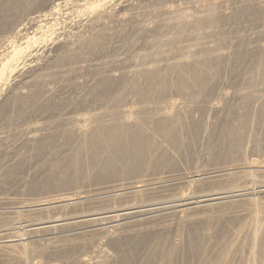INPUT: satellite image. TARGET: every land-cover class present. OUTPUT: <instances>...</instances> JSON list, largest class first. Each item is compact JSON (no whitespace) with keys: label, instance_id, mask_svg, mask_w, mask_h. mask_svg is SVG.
<instances>
[{"label":"bare ground","instance_id":"1","mask_svg":"<svg viewBox=\"0 0 264 264\" xmlns=\"http://www.w3.org/2000/svg\"><path fill=\"white\" fill-rule=\"evenodd\" d=\"M68 1L70 0L63 1L64 4L61 1L54 3L51 7L52 11L47 10L49 14L45 12L44 15L39 13L38 16L16 19L7 30V34L0 38V49H2L0 51V146L5 133L4 124L8 117L7 106L17 104L23 99L27 93L25 87L31 85L32 76H36V71L43 67L40 60L46 61L52 53L64 48L63 46L73 51V46L80 42L89 43L91 40L85 39L84 32L79 30L70 34L69 39L65 40L61 34L55 35L57 23L53 16L60 14L59 8L67 6ZM174 1L175 5H180L177 11L155 14L161 13L163 5ZM177 1H80L79 5L82 8L80 11L90 17L89 24L96 22L108 24L107 21L115 17L114 10L122 7L121 12L123 14L126 12L128 16L147 11L153 13L155 19L153 20L154 16L150 17L151 23L154 25L156 22L165 29L153 33V25L147 24L149 22H146L147 18L143 20L146 22L144 29L150 34L134 55L120 58L121 63L118 66L122 64L125 70L120 76L109 75L115 82H111L109 87L102 88V91L110 90L113 93L121 94V91H126L127 94L136 93L142 98L141 106L132 105L134 107H121V109L109 106L102 112L77 115L74 118L73 131L70 134L73 138H80L84 142L79 147L80 154L94 152L96 155L100 154L102 158L108 157L111 155V151H108L111 149L110 146L121 149L123 138H134L136 131L144 133L155 129L151 136L152 139L157 140L155 138L157 131L167 133L175 129L161 122L172 123L181 112L195 110L198 102L203 100L200 98L205 94H211L210 99L205 103L209 113L224 112L228 100V102L235 100L236 106H241L243 109L239 114V126L234 131L236 134L232 133L225 147L227 155L231 157L236 153L244 156L249 152L264 151V0ZM244 8L252 10L248 18L243 17L240 12ZM83 20L85 19L81 17L78 19L77 29L83 27L85 24ZM50 37L51 40L46 41ZM41 40L46 42L39 44ZM242 60H248L251 65L236 73L235 69ZM50 72L51 70L47 75ZM42 76L43 74H38L37 77ZM230 79H237L233 85L234 92L226 90L225 87L228 86ZM215 80L218 83L212 85ZM171 94L179 98L174 99V96L171 98ZM154 97L161 99L160 105L153 103ZM111 113L116 114V118L109 122L113 119L108 118ZM97 118L102 121L98 123ZM25 124L20 132H24L28 140L34 139L37 131L42 129L41 126L33 125L28 119H25ZM260 129H263V135L260 134ZM149 139L152 141L151 137ZM156 143L159 144L155 146L160 145L159 141ZM151 147L147 145V152ZM153 160L154 158L150 161ZM100 162L94 163L93 168L88 169L92 170L89 181H93L97 173L103 174L101 180L96 179L99 182L85 185L83 181L81 185L85 189L76 191L86 174L84 164L79 158L72 167L74 174L60 179L62 181L71 179V181L67 180L59 184L60 188L46 194L45 198L38 201L40 206L25 208L20 214L18 213V219L23 217L28 225L17 228L18 232L14 237L0 241V264H111L115 258L110 254L111 243L125 233L124 224L128 219L139 218V224L142 221H149L148 223L152 225L150 228L145 227V231L153 235L157 233L162 235L161 233H165L169 228L180 231L185 224L194 220L190 213L198 210L209 212L201 215L204 220L215 218L227 220L229 217L244 220L239 228H233L231 234L224 238V245L218 243L212 245L218 247V252L209 264L223 262L226 264L225 261H231L236 257L245 258L244 264H264V173L261 171L264 168L262 164L264 161H259L257 158L250 159L247 156L241 158V163L237 165L243 168V172L238 177V183H233L234 180L229 182V179H233L238 172L233 168H227L220 175L219 180L228 183L230 187L224 185V190H229L226 192L214 190L205 195L206 197L203 195L198 202L193 201L194 197L167 192L169 185L167 186L162 180L157 181V185L154 183V186L150 182L151 179H141L143 181L138 179L134 182L131 178L124 177L130 170L125 165L128 162L120 165V175L125 172L122 178H119L120 182L114 179L111 183L109 177L113 176L110 174L106 176L109 170L106 169L105 164L97 169ZM118 163H120L119 156L110 157L107 165ZM138 167L134 168L131 164L130 172ZM58 170L61 171L60 168ZM207 174L208 172L204 173L203 177L195 175L192 181L198 184L215 182L216 173L214 176ZM72 183L76 184L72 185ZM153 190L160 195L150 196L149 193ZM117 199L119 201L127 199L132 202L129 203L130 207L125 209L122 206L124 209L122 210L112 205ZM104 210L108 211L103 212ZM172 215L175 218L174 222L170 221ZM142 231L144 229L140 228L135 232L138 235ZM175 235L173 240L177 246L181 240L177 238L178 234ZM203 246L204 250L208 248L207 245ZM146 264L154 263L148 261Z\"/></svg>","mask_w":264,"mask_h":264},{"label":"rangeland","instance_id":"2","mask_svg":"<svg viewBox=\"0 0 264 264\" xmlns=\"http://www.w3.org/2000/svg\"><path fill=\"white\" fill-rule=\"evenodd\" d=\"M59 1L64 4L63 1L65 0ZM59 1L0 0V38L7 34V30L12 23L16 22V19L33 15L38 16L39 13L44 15L45 12L49 14L48 11H52V5ZM80 1L70 0L67 6L60 7L62 10L59 8V16L57 14L53 16L57 23L55 31H58L54 34H61L65 40L69 39L70 34L79 30V32H84L83 37L85 39H91L90 42L83 44L80 42L78 45L73 46V51L63 46L64 48L57 53H52L51 57H48L46 61L40 60L43 67L36 71V76H32L31 85L25 87L27 93H25L23 99L19 100L17 104L7 106L8 117L4 124V141L2 140L0 146V241L14 237L17 235V228H22V225H28V223L24 222L23 217L18 219V213L20 214L22 209H32L40 206L38 201L45 198L46 194L53 192L51 190L60 188L59 184L67 180L71 181V179H66L65 181L60 179H65V177H70L74 174L72 167L79 158L84 164L86 174L80 184L77 182L80 187L76 191L85 189L81 182L84 181V184L87 185L88 183L99 182L97 180H101L104 177L103 174L97 173L94 180L89 181L91 177L89 174L92 175V170L90 172L88 169H92L94 163L101 161L97 167L98 170L103 163L105 164L104 166L109 170L106 176L109 174L113 176L109 177L111 179L107 178L112 183L114 179L120 182L121 179L119 178H122L121 176L125 173L120 175V165L122 166L124 162H128L125 165L130 170L124 177H129L134 182L138 181V179L140 181H143L141 179H151L152 185L154 183L157 185V181L162 180L167 186L169 185L167 192L179 196L194 197V202H198L203 195H208L214 190L221 192L229 190L227 189L230 187L228 186L229 184L222 182L224 180H219L220 175L227 168H233L238 172L234 178L232 177L233 179H229V182L234 180L235 182L233 183H238V177L243 172V168L237 165L241 163V158L247 156L250 159L257 158L259 161H264V151H261V153L257 151L249 152L245 154L246 156L235 153L230 157V155L226 154L225 147H227L232 133L236 134L234 131L239 126V114L243 109L241 106H236L235 100H230V102L228 100L225 103L224 112L216 114L210 111L209 113L205 103L210 99L211 94H205V96L201 97L200 99L203 100L198 102L195 110L181 112L174 122H161L163 125L175 129L167 133L157 131L155 134L157 140L152 139L153 136H151V134H154L155 129L144 133L135 130L134 138H123L124 142L121 149L110 146L111 149L108 151H111V155H108V157L102 158L100 154L96 155L94 152L90 154L89 152H83L80 154L78 152L79 147L84 142L80 138H73L70 134L73 131L74 118L77 115L102 112L109 106L121 109V107L130 108L132 105L135 107L142 105V98L136 93L130 92L127 94L126 91H121V94L120 92L113 93L110 90L102 91V88L109 87L111 82H115L109 75L120 76L125 70L122 64L120 67L118 66L121 63L119 62L120 58L132 56L137 52L141 46L140 44L144 43L146 37L150 34L144 29L146 22L149 21L147 24L149 23L152 26L153 23H151L150 17L154 16L149 11L128 16L125 14L126 12L124 14L121 12L120 9L122 7H118V9L114 10L116 18L114 16L111 17L107 21L108 24H104L105 22L89 24L88 19L90 17L88 18V15L86 16L80 11V9L82 10L79 5ZM177 2H180V0ZM175 3L174 1L163 5L161 13L155 14L160 15L168 11H177L180 5L176 4L177 7ZM192 6L195 5L192 4ZM250 11L252 10L248 8L240 10L243 17H247ZM80 17L85 19L83 20L85 24L77 29V21ZM143 20H146V22ZM55 21L53 20V22ZM152 28L153 33L165 30L156 22H154ZM50 40L51 37L46 41ZM43 41L41 40L39 44L43 43ZM242 62L238 63L239 66L237 65L235 69L236 73L245 70L251 65L248 60H242ZM49 70L51 72L47 75ZM38 74H43V76L37 77ZM136 77L138 78V76ZM216 81L212 85H216L218 83ZM229 81L228 86H225L226 90L234 92L233 85L237 79H230ZM172 96H174V99L179 98L171 94V98H173ZM155 102L160 105L161 99L154 97L153 103ZM114 117L116 118V114L111 113L108 118L113 119H110L109 122L114 121ZM25 119H28L33 125L42 127V129L37 131L34 139L28 140L24 132H20V129L26 126ZM101 121L99 119L97 122L100 123ZM14 124H17V126ZM262 133L263 129H260V134ZM149 137H151L152 141H150ZM156 141H159L160 145L155 146L159 144ZM147 145L148 147L152 146L149 149L150 152H147ZM76 149L77 151H75ZM76 152L77 154H74ZM152 154L154 155L152 157L154 158V163L150 161ZM118 156L120 163L111 166L107 165L110 157L117 158ZM135 161H137L136 164L133 163ZM131 164L134 168L139 166L138 169H133L130 172ZM145 166L147 167L145 168ZM58 168L63 171L62 174ZM213 171L214 173H212ZM261 171L264 173V168ZM207 172V175L210 174L209 176H214L216 173L214 176L215 182L212 184L206 182H199L198 184V182L192 181L193 176L203 177V174ZM75 184L72 183V185ZM224 185H227V188H225L227 190H224ZM149 195L159 196L160 193L153 190ZM130 202L132 200L124 199L119 201L117 199L112 205L119 209H122L123 206L125 209L130 207ZM126 204L128 206H124ZM142 205L144 206L145 204ZM107 211L104 210L103 212ZM206 213L209 212L204 213L202 210L192 211L190 213L194 219L192 222L185 224L180 231L176 228H169L165 233H161L163 236L159 233L153 235L145 231V227L149 226L147 228H150V225H152V223H148L149 221H142L139 224V218L128 219L124 224V227H126L125 233H122L117 241L111 243L110 251L112 253L110 252V254L115 257L111 264H146L148 261L154 264H209L218 252V247H213L212 245L215 243L224 245V238L231 234L230 232L233 228H239L244 220H238L236 217H229L227 220L216 218L204 220L201 215ZM171 217L170 221L174 222V216L172 215ZM140 228H143L144 231L137 235L135 231ZM175 234H178L177 238L181 240L178 244L179 246L174 243ZM203 245H207L208 248L204 250ZM240 258L236 257L231 261L227 260L228 262H225L226 264H244L245 258Z\"/></svg>","mask_w":264,"mask_h":264}]
</instances>
